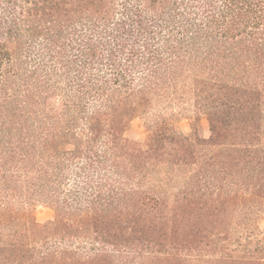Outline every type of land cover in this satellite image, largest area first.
Segmentation results:
<instances>
[{"label":"trees","instance_id":"trees-1","mask_svg":"<svg viewBox=\"0 0 264 264\" xmlns=\"http://www.w3.org/2000/svg\"><path fill=\"white\" fill-rule=\"evenodd\" d=\"M262 215L264 0H0V264H264Z\"/></svg>","mask_w":264,"mask_h":264},{"label":"rangeland","instance_id":"rangeland-1","mask_svg":"<svg viewBox=\"0 0 264 264\" xmlns=\"http://www.w3.org/2000/svg\"><path fill=\"white\" fill-rule=\"evenodd\" d=\"M146 121L144 119L138 118L132 121L128 130L126 131V136L130 139L136 141H143L147 136ZM178 132L185 134H190L192 132L191 123L188 119H183L176 124ZM197 131L202 137H209V124L206 118H202L197 123ZM54 210L47 205H38L35 210L36 221L40 224H44L50 220L54 219ZM260 227L264 229V215L259 219Z\"/></svg>","mask_w":264,"mask_h":264}]
</instances>
